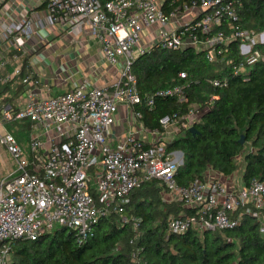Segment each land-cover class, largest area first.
<instances>
[{
  "label": "built area",
  "instance_id": "obj_1",
  "mask_svg": "<svg viewBox=\"0 0 264 264\" xmlns=\"http://www.w3.org/2000/svg\"><path fill=\"white\" fill-rule=\"evenodd\" d=\"M165 1L26 0L25 9L16 16L10 10L12 2L0 0V82L19 76L22 70V82L40 81L28 68V43L31 48L38 45L46 37L45 29L69 31L85 24L105 59L120 65L119 74L105 86L87 87L81 81L57 95L41 98L30 91L24 102L0 104V123L27 121L29 129L24 147L10 130L0 131V144L15 164L12 172L0 178V264H11L14 241L36 239L56 226L75 230L76 241L83 243L93 234L99 217L112 209L123 222L129 221L122 212L131 191L151 179L162 183V201L194 209L170 214L166 236L191 227L231 229L244 214L253 216L264 233V176L240 187L228 186L206 171L185 185L175 179L183 152L166 151L164 140L192 126L216 95L206 105L189 102L184 112L159 117V125L147 129L150 139L134 132L122 133L114 141L109 138L120 104L130 106L139 120L141 110L136 106L153 108L155 96H172L179 104L188 100L185 83L140 94L133 62L152 46L202 49L208 61H217L227 43L238 41L240 59L232 65L233 75L264 59L255 47L256 33L242 27L241 0H192L168 12L163 8ZM189 10H195L190 21L178 18ZM173 19L178 20L168 27ZM178 75L186 77L185 71ZM228 78L208 81L223 87ZM130 219L136 228L138 219Z\"/></svg>",
  "mask_w": 264,
  "mask_h": 264
},
{
  "label": "trees",
  "instance_id": "obj_2",
  "mask_svg": "<svg viewBox=\"0 0 264 264\" xmlns=\"http://www.w3.org/2000/svg\"><path fill=\"white\" fill-rule=\"evenodd\" d=\"M191 1L166 0L163 8L168 12ZM239 13L244 29L264 30V0H241ZM224 47L222 58L208 61L202 49L152 46L133 62L132 70L143 96L157 88L186 84L188 100L183 104L172 96H155L153 108L136 106L141 110L139 120L146 127H157L164 114L184 112L189 102L206 105L211 95L217 96L194 122V131L187 128L164 140L166 151L183 152V163L175 172L177 183L182 185L202 177L209 168L224 175L234 172V158L240 153L244 185L253 177L264 176V59L233 75L232 65L240 59L238 41L232 40ZM255 47L264 55V41ZM180 71H185L186 77H180ZM24 74L22 70L19 76L0 82V104L17 103L14 98L25 91L21 80ZM223 75H229L226 86L214 87L208 81ZM12 89L15 95L10 93ZM23 129L29 131L27 121H13L8 130L24 147ZM246 143L249 148L244 150ZM162 189L156 179L134 188L122 212L129 221L123 222L121 214L112 209L99 217L93 234L83 243H78L75 230L66 226H56L33 240L18 239L12 244L11 264H264V233L248 214L231 229L203 231L191 227L166 236L170 214L191 213L194 209L180 202L165 203ZM131 217L138 219L136 228Z\"/></svg>",
  "mask_w": 264,
  "mask_h": 264
},
{
  "label": "crops",
  "instance_id": "obj_3",
  "mask_svg": "<svg viewBox=\"0 0 264 264\" xmlns=\"http://www.w3.org/2000/svg\"><path fill=\"white\" fill-rule=\"evenodd\" d=\"M10 2H12L10 6L12 14L19 16L25 9L26 0H10ZM186 15H190L191 19L195 16V10L184 12L178 18L184 21ZM177 20H170L168 27L173 26ZM42 33L46 37L39 41L38 45L31 48L32 44L28 43L30 47L27 57L28 68L40 81L25 82L23 92L25 99L30 91H34L38 97H48L68 91L81 81H85L87 87L105 86L119 74L120 65L109 63L105 59L98 42L85 24L69 31L45 29ZM146 37L145 30L143 41ZM17 99L14 101H20L19 98ZM147 129L149 127L143 128L140 120L134 119L130 106L120 104L114 115V123L109 128V138L114 141L122 133L134 132L140 137L150 139L153 136ZM169 135L173 136V134ZM206 172L210 176L219 178L228 186L244 185L241 172L235 174L234 171L227 175L214 169H208Z\"/></svg>",
  "mask_w": 264,
  "mask_h": 264
},
{
  "label": "rangeland",
  "instance_id": "obj_4",
  "mask_svg": "<svg viewBox=\"0 0 264 264\" xmlns=\"http://www.w3.org/2000/svg\"><path fill=\"white\" fill-rule=\"evenodd\" d=\"M186 18H184V21L183 22H188L190 21V15H186L185 16ZM256 33V36H257V40L258 42H261L263 41V37H262V32H255ZM22 93V92H21ZM11 94L12 95H15V91L12 89L11 90ZM17 98L20 99V101H16L17 103H20L21 101H25V95L22 93L20 96H17L16 98H14V100H18ZM16 103V104H17ZM11 125V122H3V123H0V131H5V130H8L9 129V126ZM23 133H24V141H25V145H27L28 143V138H29V133L27 132V130L23 129L22 130ZM171 139V135L168 136V140ZM249 148V144L246 143L245 144V147H244V150L248 149ZM236 164H237V167H236V170H235V174H240L242 168H243V153H240L238 155L235 156L234 158ZM15 167V164H14V161H13V158L11 157V155L7 152V150L4 148L3 145L0 144V178L1 177H4L6 176L7 174H9L10 172L13 171ZM211 169V168H209Z\"/></svg>",
  "mask_w": 264,
  "mask_h": 264
},
{
  "label": "water",
  "instance_id": "obj_5",
  "mask_svg": "<svg viewBox=\"0 0 264 264\" xmlns=\"http://www.w3.org/2000/svg\"><path fill=\"white\" fill-rule=\"evenodd\" d=\"M262 37L264 38V31L262 32ZM188 129H189L190 131H194V130H195V127L192 125V126H190ZM243 140H244V137L241 136L240 139H239V141L242 143Z\"/></svg>",
  "mask_w": 264,
  "mask_h": 264
}]
</instances>
